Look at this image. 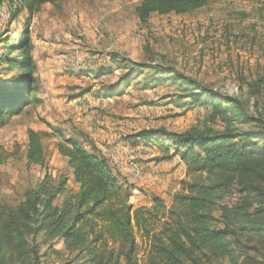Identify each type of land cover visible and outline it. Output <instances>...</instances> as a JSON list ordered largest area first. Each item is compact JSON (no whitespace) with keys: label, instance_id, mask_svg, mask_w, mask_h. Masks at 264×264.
Masks as SVG:
<instances>
[{"label":"rangeland","instance_id":"obj_1","mask_svg":"<svg viewBox=\"0 0 264 264\" xmlns=\"http://www.w3.org/2000/svg\"><path fill=\"white\" fill-rule=\"evenodd\" d=\"M141 1L53 0L32 12L22 8L10 21L17 6L11 8L0 0V57L4 41L20 44L26 35L34 64L27 104L7 116L0 128L1 206L16 208L24 192L44 177H50L53 184L63 177L68 189H78L67 159L56 150L61 138L75 139L88 153L104 160L129 187V204L134 209L150 207L153 198L171 205L182 188L181 181L191 180L185 165L169 142L165 151L153 141L131 138L161 129L174 134L192 128L219 131L224 123L217 110L234 107L223 102L216 110L191 106L188 100L178 99L177 85L168 80L151 81L169 76H153L140 68L134 69V77L113 96H105L103 86L118 84L125 71L120 68L129 69L131 64L171 68L211 91L237 98L249 115L260 120L236 126L253 136L264 132V0H205L204 7L185 14H152L142 22L135 11ZM8 67L0 63L1 81L20 73ZM104 70L111 73L97 77L107 72ZM29 132L36 133L41 142L42 165L26 161ZM253 141L264 148V138ZM255 157L261 158L258 172L264 173V154ZM218 175L205 172L202 179L218 182ZM259 175L254 177L258 194L246 198L252 202L248 212H260L259 220L264 223V174ZM239 199L235 189L221 194L210 209L215 227H222L220 208ZM229 227L230 234L219 243L217 254L200 257L199 263L264 264V235L254 232L248 223L232 222ZM34 239L38 264H67L72 259L60 239L43 232ZM137 243L139 264H143L139 237ZM11 253L4 248L0 264H34L10 261Z\"/></svg>","mask_w":264,"mask_h":264},{"label":"trees","instance_id":"obj_2","mask_svg":"<svg viewBox=\"0 0 264 264\" xmlns=\"http://www.w3.org/2000/svg\"><path fill=\"white\" fill-rule=\"evenodd\" d=\"M52 1L5 0L9 7L17 6L10 21L22 8L32 12ZM205 4V0H142L135 11L142 22L152 14L181 15ZM21 38L20 44L3 42L0 63L9 66V71L18 69L20 73L8 80H0V128L7 122V116L17 114L27 104L26 91L34 84L29 41L26 35ZM14 53L18 55L12 58ZM111 59L114 61L116 57ZM132 65L129 69L120 68L125 71L118 78V84L103 86L105 96H113L123 83L134 77V69L140 68L152 72L153 76H169L170 79L151 81L162 83L168 80L177 85L180 90L178 99L188 100L191 106H212L215 109L223 102L233 105L235 111L217 110L224 123L219 131L192 128L174 134L161 129L143 131L131 138L153 141L165 151L167 141L185 165L186 175L191 180L181 181L182 188L174 194L170 206L153 198L150 207L134 209L129 204V187L116 178L104 160L88 153L75 139H59L56 150L67 159L78 189L75 192L68 189L63 177L57 184H53L50 177H44L24 192L23 200L16 208L0 205V253L4 248L11 250L8 260L22 259L38 264L34 238L41 232L46 237L61 240L72 255L67 264H139L138 237L144 247L143 264H200V257L217 254L219 243L230 234L232 222L248 223L254 232L264 235V223L258 217L261 213L248 212L252 202L246 198L258 194L254 177L264 174L258 172L261 158L255 157L264 154V148L253 141L255 137L264 138V132L253 136L236 126L258 122L260 118L249 115L237 98L211 91L171 68ZM104 71L107 72L99 73L97 77L111 73L110 70ZM2 158L0 148V166ZM26 161L34 165L44 162L41 142L33 132H29ZM205 172L209 175L219 173L221 181L212 182L210 177L202 179ZM222 174L226 177H220ZM234 189L240 194L239 202L220 208L218 222L222 227L217 228L210 209L221 194Z\"/></svg>","mask_w":264,"mask_h":264},{"label":"bare ground","instance_id":"obj_3","mask_svg":"<svg viewBox=\"0 0 264 264\" xmlns=\"http://www.w3.org/2000/svg\"><path fill=\"white\" fill-rule=\"evenodd\" d=\"M137 175H138V174H137V173H135V178H137ZM134 192H136V191H134Z\"/></svg>","mask_w":264,"mask_h":264},{"label":"built area","instance_id":"obj_4","mask_svg":"<svg viewBox=\"0 0 264 264\" xmlns=\"http://www.w3.org/2000/svg\"><path fill=\"white\" fill-rule=\"evenodd\" d=\"M112 156H113V155H112ZM113 157H114V156H113ZM133 171H134V170H133ZM133 171H132V172H133ZM132 172H131V173H132ZM131 173H130V174H131Z\"/></svg>","mask_w":264,"mask_h":264}]
</instances>
